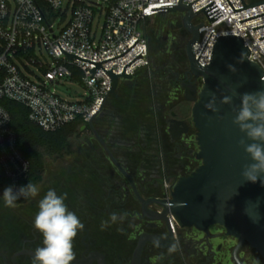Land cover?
<instances>
[{"label":"flooded vegetation","instance_id":"flooded-vegetation-1","mask_svg":"<svg viewBox=\"0 0 264 264\" xmlns=\"http://www.w3.org/2000/svg\"><path fill=\"white\" fill-rule=\"evenodd\" d=\"M185 32L188 36L180 64L162 75L161 81L155 79L153 126L145 120L132 133L127 119L121 114L103 116L104 108L93 123L99 138L146 201L170 200L178 180L201 165L193 138L197 131L192 119L182 114V106L189 103L184 87L200 89L203 85L191 71L186 53L190 34ZM162 82L168 84L166 92ZM83 134L88 136V150L81 149L77 166L64 178L75 179L76 187L65 193V204L84 225L73 240L75 258L71 264H264L257 250L248 243L240 245L221 226L210 227L207 232L180 228L168 223L159 203L144 209L129 183L127 186L104 162L108 154L94 132L87 127ZM88 180L95 185L94 193H87L83 186ZM38 210V205L34 210H11V227H0V264H34L35 251L43 246V236L33 226ZM112 214H116V221L111 220ZM172 244L177 248L170 253Z\"/></svg>","mask_w":264,"mask_h":264},{"label":"built area","instance_id":"built-area-1","mask_svg":"<svg viewBox=\"0 0 264 264\" xmlns=\"http://www.w3.org/2000/svg\"><path fill=\"white\" fill-rule=\"evenodd\" d=\"M195 0H183L189 5ZM236 11L245 9L240 0H230ZM249 6L257 2L243 0ZM262 1V0H261ZM70 0L73 13L64 27L65 0H0V165L9 186L19 188L30 171V162L18 148L11 117L2 102L8 100L26 107L29 120L45 132H56L78 120L88 125L105 107L112 88L110 74L135 76L150 67L149 43L143 26L162 12L153 11L178 6L180 0ZM215 2L223 16L210 22L204 12L194 20L199 40L192 48L203 67L211 64L213 50L221 37L240 36L250 52L249 59L264 68V5L235 13L227 0H199L192 5L196 13ZM13 5L15 11L13 13ZM106 20L97 40L93 33L96 15ZM46 49L53 62L39 57ZM71 55L74 58L70 59ZM19 63H32L43 70V77L33 82ZM76 81L87 91V98L73 103L62 99L54 86ZM203 81V80H202ZM171 223L176 224L171 218Z\"/></svg>","mask_w":264,"mask_h":264},{"label":"water","instance_id":"water-1","mask_svg":"<svg viewBox=\"0 0 264 264\" xmlns=\"http://www.w3.org/2000/svg\"><path fill=\"white\" fill-rule=\"evenodd\" d=\"M197 1L199 0L183 5V0H180L178 6L153 11L182 14L183 26L191 37L186 53L192 73L197 79L203 80V85L200 89L197 86H186L184 89L186 101L193 104L192 122L197 131L198 146L196 159L201 162L200 167L190 176L178 180L171 190L170 200L146 201L132 177L99 138L93 125L96 117L87 127L101 142L110 160L128 181L144 209L150 203H159L168 223L171 224L173 218L180 228H196L207 232L210 227L221 226L229 236L238 239L240 245L250 244L264 259V173L260 174L255 183L248 181L243 174L247 166L255 163L245 147L252 143L264 146V141L249 139L234 122L242 107V97L246 93L264 92V68L249 59L250 52L240 36L219 38L213 50L211 64L208 67L201 66L199 61L213 33L196 61L192 48L200 39L199 29L203 25L194 26L193 20L202 12L210 22L223 15L215 2L194 13L192 5ZM227 1L235 13L264 5V0L249 6L240 0L245 9L236 11L231 1ZM261 17L264 15L240 24ZM262 28L264 26L253 31ZM68 57L74 58L71 55ZM110 76L112 88L109 96L116 93L122 80L133 79V76L127 75ZM209 103L212 104L210 108L205 106ZM241 140L244 144H241Z\"/></svg>","mask_w":264,"mask_h":264},{"label":"trees","instance_id":"trees-1","mask_svg":"<svg viewBox=\"0 0 264 264\" xmlns=\"http://www.w3.org/2000/svg\"><path fill=\"white\" fill-rule=\"evenodd\" d=\"M248 1L254 3L261 0ZM178 15L180 18H176ZM170 17L175 20V24H172V22L169 23ZM166 18L168 19L166 20ZM153 22H157L159 24L157 33H155V35L153 34L155 41H152L153 39L150 35V32L145 31V27L151 25ZM143 30L149 43V55L151 54L150 67L141 69L132 80H122V84L128 85L131 84V82L140 74L141 71L146 70L148 74L146 79H143L139 87L140 90H144L148 93V97L145 98L147 108L142 114V119H140V122L136 124L126 116H123V118L127 119L126 122L130 125L132 133L134 130H136L139 124L145 120L149 123V126H153V115L156 114L155 101L153 97L155 91L154 82L156 80L161 81L163 77L162 75L166 76L168 71L174 65L180 64L181 60L183 59V55L185 54L184 50L187 41L183 26V15L179 13H163L154 18L148 19L143 26ZM171 37L174 38L175 41H172L170 44ZM168 51L170 52L171 57H169L167 54ZM151 73H154V76H151ZM135 87L136 86L130 90H127V92H124L123 89H119V93H121V96L123 95V98L125 95L134 97L137 89ZM116 99H119L117 92L112 96L113 101ZM119 101L123 102L125 100L120 98ZM127 101V104L123 102L121 105H126L124 106L125 110L130 112L133 106L130 104L132 99ZM2 105L11 117V126L17 135L18 148L25 158L30 162V171L22 186L29 182L39 188V186L44 181L47 158L60 157L64 154H68L70 139L74 136H80L82 129L87 127V125L84 124L82 120H78L70 125H67L59 131L45 132L39 126L29 120V110L26 107L8 100H4ZM8 186L9 181L0 165V195L2 197L4 189ZM83 186L86 188L87 193L95 192V185L92 180H89V183L85 181ZM69 191L71 192L70 188L67 192ZM32 198L33 197L25 199L21 197L15 202V205L28 202ZM11 215V210L0 209V227H11L13 222Z\"/></svg>","mask_w":264,"mask_h":264},{"label":"clouds","instance_id":"clouds-1","mask_svg":"<svg viewBox=\"0 0 264 264\" xmlns=\"http://www.w3.org/2000/svg\"><path fill=\"white\" fill-rule=\"evenodd\" d=\"M251 102V103H249ZM206 107H212L209 103ZM241 131L254 141H264V92L245 94L242 97V107L234 121ZM241 144L244 141L241 140ZM255 163L246 167L244 176L248 181L255 183L261 173H264V146L252 143L245 147ZM39 189L32 183L14 188L8 186L3 191L5 206L14 207L15 202L21 197L28 199L36 197ZM65 195H58L55 190H48L45 196L39 200L38 212L33 221V226L43 236V246L35 251L34 264H71L75 255L73 252V240L79 229L84 225L77 215L70 211L65 204ZM258 218V215H257ZM116 214H112L111 220L116 221ZM106 226L102 224V227ZM159 246V242H155ZM177 246L172 244L168 251H176Z\"/></svg>","mask_w":264,"mask_h":264},{"label":"rangeland","instance_id":"rangeland-1","mask_svg":"<svg viewBox=\"0 0 264 264\" xmlns=\"http://www.w3.org/2000/svg\"><path fill=\"white\" fill-rule=\"evenodd\" d=\"M83 1L87 4H90V5L96 4L95 0H83ZM251 1H255V0H251ZM14 11H15V5H13V13H14ZM64 12H66L67 16H68L66 22L63 23V26L65 27L68 24V22L70 21V19L72 17V13H73V4H70V0H65ZM176 18H180V16L178 15V16H176ZM167 19L168 18H166V20ZM105 20H106V13H103L102 18H101V22L99 23V13H97L96 19L94 22V28H93V33L97 32V40H99L101 35H102ZM169 20H170L169 23L170 22H172V24L176 23L175 20H173V18H171V17L169 18ZM158 25L159 24L157 22H153L151 25L145 27V31L150 32V35L152 36V39H153L152 41H155L154 35H155V33H157ZM185 34H186V32H185ZM187 36L188 35L186 34L185 37L187 38ZM190 38H189V40H190ZM170 40H171L170 44L172 43V41L173 42L175 41V39L172 37L170 38ZM37 53H38L39 57H41V59H43L44 62H46L44 57L47 58L48 61L53 62L46 49L43 50V53H41L39 50H37ZM167 54L169 55V57H171L169 51L167 52ZM150 56H151V54H150ZM19 66H20L22 72L25 74V76L27 78H29L30 80H32L33 82H38L39 78L43 77V70L40 69V67L37 65H34L32 63H26L25 66H23L19 63ZM146 76H148L147 71L143 70L131 82V84L125 85V84H122V81L120 82V85H119L116 92L119 96V99L122 98V100L123 99L125 100V101H123L125 104H127V102H128L127 100L132 99V102L130 104L133 106H132V109L130 112H127L125 110L124 106H126V105H124V106L121 105V104H123V102L121 101L122 102L121 103L119 101V99H116L113 101L112 100L113 95H111L108 102L106 103V105L104 107L103 112H102L103 116H105L107 114L108 115L109 114H113V115L114 114L115 115L121 114V116H126L130 120L134 121V123H136V124L138 122H140L139 120L142 119V116H143L142 114H143L144 110L147 108L145 98L148 97V93L145 92L144 90H140L139 87H140L143 79H146ZM151 76H154V73L153 74L151 73ZM134 86H136L135 88H137L134 97H131L129 95L128 96L125 95L123 98L122 97L123 95L122 96L120 95L121 93H119V89H123L124 92H127V90L134 88ZM160 86L165 90V92L168 89V84H165V83L163 84V82L160 84ZM54 88H55L57 94L62 99L73 102V103L83 101L85 98H87L86 89L84 87H82L76 81H63L59 84H55ZM192 107H193L192 103L184 104L182 106V114H184L188 118L192 119ZM119 111H121V112H119ZM193 136H194L193 138L197 137V132ZM86 137H88L86 134H83L80 136H74L73 138L70 139L69 149H68L69 153L68 154H64L63 156H60V157L47 158L44 181L38 188L39 189L38 195L32 199H38V201H39L40 199H42L45 196L47 191L50 189L55 190L57 194L58 193L65 194V193H70V191L67 192L69 190V188L72 190L76 187L75 179H71L70 176L67 179H64V178L66 175L65 173L69 169L77 166L76 162H79V160L81 159V157H80L81 149H84L85 151L88 150V146L85 145V138ZM197 151H198V146H197ZM116 159H117V157H116ZM103 160H104V162L107 161V163H109L110 166L112 167L113 172H115L116 175H119L120 177H122V181L127 183V186H129L127 180L126 179L124 180L123 175H121V173L118 171V169L114 166V164L112 163V161L110 160L108 155L105 154V156L103 157ZM84 165H85V163H84ZM86 182L89 183V180ZM31 203H32V200H31V202L28 201V202H25V203L20 204V205H15L14 207H8V206H5L3 197L0 195V209L1 210H4V209H9V210H14V209L28 210V209H30V210H34L37 208V205L39 202L38 203L34 202L32 204Z\"/></svg>","mask_w":264,"mask_h":264}]
</instances>
